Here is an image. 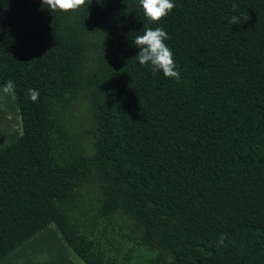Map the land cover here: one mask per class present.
<instances>
[{"label":"trees","instance_id":"1","mask_svg":"<svg viewBox=\"0 0 264 264\" xmlns=\"http://www.w3.org/2000/svg\"><path fill=\"white\" fill-rule=\"evenodd\" d=\"M174 3L0 0V258L52 221L85 264H264V0ZM148 27L179 82L139 63Z\"/></svg>","mask_w":264,"mask_h":264},{"label":"clouds","instance_id":"2","mask_svg":"<svg viewBox=\"0 0 264 264\" xmlns=\"http://www.w3.org/2000/svg\"><path fill=\"white\" fill-rule=\"evenodd\" d=\"M86 2H88L89 6L92 0L90 2L89 0H42V5H47L46 8L51 12L57 10L68 12L78 10ZM96 3H106V0H96ZM123 3L125 5L130 4L132 7L134 0H128L127 3L123 0ZM139 3L143 8L145 16L153 22H159L176 7L174 0H139ZM237 8L238 4L233 3V11H236ZM241 18L245 21L248 19L246 16L239 17L233 15L230 22L234 25L238 24ZM167 39H169L168 33L162 27H156L154 29L148 27L142 35H137L132 42L140 49L136 56L141 65L150 64L153 72L162 71L165 77L175 79L179 82L181 79L180 71L173 58L172 49L165 43ZM14 90V81H6L2 89L3 93L5 95L11 94L14 93ZM28 96L31 101L35 102L39 98V91L29 88ZM225 240L226 234H220L217 246L225 245Z\"/></svg>","mask_w":264,"mask_h":264},{"label":"crops","instance_id":"3","mask_svg":"<svg viewBox=\"0 0 264 264\" xmlns=\"http://www.w3.org/2000/svg\"><path fill=\"white\" fill-rule=\"evenodd\" d=\"M0 264L85 263L69 247L55 223L51 221L1 257Z\"/></svg>","mask_w":264,"mask_h":264},{"label":"rangeland","instance_id":"4","mask_svg":"<svg viewBox=\"0 0 264 264\" xmlns=\"http://www.w3.org/2000/svg\"><path fill=\"white\" fill-rule=\"evenodd\" d=\"M4 85H0V146L14 139L21 131L16 96L14 93L5 95L2 91Z\"/></svg>","mask_w":264,"mask_h":264},{"label":"water","instance_id":"5","mask_svg":"<svg viewBox=\"0 0 264 264\" xmlns=\"http://www.w3.org/2000/svg\"><path fill=\"white\" fill-rule=\"evenodd\" d=\"M130 6V4L129 5H127L126 7H129Z\"/></svg>","mask_w":264,"mask_h":264}]
</instances>
